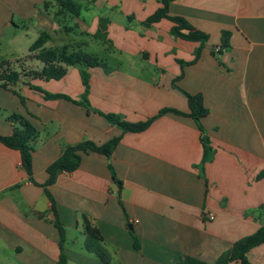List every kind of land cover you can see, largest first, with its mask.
Listing matches in <instances>:
<instances>
[{
  "label": "crops",
  "instance_id": "0c3cea01",
  "mask_svg": "<svg viewBox=\"0 0 264 264\" xmlns=\"http://www.w3.org/2000/svg\"><path fill=\"white\" fill-rule=\"evenodd\" d=\"M73 1L81 7L78 16L63 13L54 0H0L3 61L27 58L32 70H41L30 47L46 32V48L81 49L106 64L68 67L58 81L22 76L11 89L26 91L32 105L29 97L27 105H0V135L13 134L11 113L39 131L33 181L21 153L0 145V264H58L60 234L43 187L47 168L67 146L103 145L119 136L111 156L81 154L79 169L60 171L48 188L67 232V264H106L81 247L88 225L101 233L110 264H180L186 258L218 264L264 223V0L172 1L171 16L209 36L203 45L172 35L168 19L145 25L163 0ZM19 30L36 36L23 56L15 50ZM224 32L230 33L226 48ZM81 69L90 74L89 111L65 99L47 100L30 86L82 101ZM184 92L201 94L209 111L202 120L211 149L204 165L202 132L190 117L168 113L141 133L124 132L104 117L139 123L164 108L189 113ZM247 258L264 264V244Z\"/></svg>",
  "mask_w": 264,
  "mask_h": 264
},
{
  "label": "trees",
  "instance_id": "16d2710c",
  "mask_svg": "<svg viewBox=\"0 0 264 264\" xmlns=\"http://www.w3.org/2000/svg\"><path fill=\"white\" fill-rule=\"evenodd\" d=\"M174 0H163L162 7L158 9L149 19L145 21V25L151 26L155 23L160 22L163 19H168L173 22L174 26L171 30L172 35L187 41L199 42L202 45L205 44L209 36L202 31L195 29L189 22L180 17H174L169 14V6ZM59 5L60 11L68 12L74 16H78L81 11V7L76 4L73 0H54ZM50 3H46V8ZM230 33L224 32L222 38V46L226 48L229 46ZM50 40V35L43 32L39 38L31 45L30 52L35 54L36 60L43 64L41 70H30L26 71L22 66L20 67L21 72L12 68V63L9 61H3L0 64V86L6 90L12 91L16 96L20 95L11 89V87L17 84L21 77L24 76L29 79H41L45 81L50 80H61L67 72L68 67L81 66L82 68H95V67H106V64L101 61L98 57L93 54L86 53L83 50H70L69 46H62L54 49L46 48V44ZM27 59V58H26ZM196 58L191 63L196 62ZM17 62L16 64L20 63ZM190 63V64H191ZM82 83L84 86V95L82 101H76L71 97L64 94H53L47 92L41 88L35 87L30 84L31 88L42 93L47 100H59L65 99L75 104L82 105L90 110V104L88 101V95L90 91V74L85 70L80 71ZM188 99L189 113H183L176 109L164 108L156 116L148 119L145 122L130 123L122 120L116 114H107L104 117L110 122L120 126L124 132L141 133L146 131L151 124L157 118L164 116L168 113H174L179 116H187L194 119L202 132V144H203V159L202 164L209 159L211 149L209 147V140L204 131L202 120L209 114L208 109L204 106L203 97L201 94L192 95L184 92ZM21 99H23L21 97ZM24 100V99H23ZM7 119L15 124L14 132L11 136L0 135V145H4L10 149L17 150L21 153L22 166L27 172L30 181H33V143L38 139L39 131L30 122V120L17 113H11L7 116ZM121 136L115 137L103 145H97L92 141H85L74 146H67L61 155L55 162H53L47 168L49 178L43 185L47 195L52 201V212L54 214V224L60 234V259L58 264H67V258L65 255V243L67 232L65 227L62 225L57 210L53 201V198L49 192V187L56 182L57 175L60 171L74 172L79 169L82 163L81 154H88L90 152L99 153L107 157L111 156L119 144ZM112 170V169H111ZM115 178V173L112 171ZM264 175V174H263ZM116 179V178H115ZM116 181L122 185L120 181ZM104 239L96 228L87 226V240L86 250L90 253L95 254L102 262L106 264L111 263V256L103 245ZM264 244V223L261 228L252 235L246 236L238 240L231 250L226 254L222 255L218 260V264H230L238 262L240 264H250L247 255L255 247ZM180 264H206L198 262L192 258H186Z\"/></svg>",
  "mask_w": 264,
  "mask_h": 264
},
{
  "label": "rangeland",
  "instance_id": "374dc122",
  "mask_svg": "<svg viewBox=\"0 0 264 264\" xmlns=\"http://www.w3.org/2000/svg\"><path fill=\"white\" fill-rule=\"evenodd\" d=\"M18 34H17V38H18V45L15 47V50H17V53L20 54V56H23V55H27L28 54V47L30 46V44H32L35 40H36V36H34L32 34V32L28 33V36H25L24 34V31L23 30H19L17 31ZM0 36H4V30L0 29ZM2 39H5L4 41L8 42L9 38L6 36V38H2ZM87 52H93V50H88L86 49ZM96 53H99L101 56H103L102 52L100 51V49H95ZM9 58V57H8ZM7 59V56H6V50L5 48L3 47H0V64L3 62V60H6ZM29 59H24V61L21 63L20 62V65L19 66H22L23 68H25L26 71H30L32 70V66L30 65L29 62ZM36 63V62H34ZM13 65H17L15 64L14 62H12ZM26 64L30 65V66H26ZM19 66H16L15 68L16 69H20ZM31 67V68H30ZM14 68V67H12ZM14 68V69H15ZM1 73V71H0ZM28 94L26 91H24L23 93H19L20 97L19 96H15L13 93H8V92H5L4 90H1L0 89V105H25L28 101ZM21 97L24 99H21ZM30 99V105H32V97H29ZM27 105V104H26ZM81 247H85V244H83Z\"/></svg>",
  "mask_w": 264,
  "mask_h": 264
},
{
  "label": "built area",
  "instance_id": "2783aa9c",
  "mask_svg": "<svg viewBox=\"0 0 264 264\" xmlns=\"http://www.w3.org/2000/svg\"><path fill=\"white\" fill-rule=\"evenodd\" d=\"M206 217L208 220H214L215 219V215L213 213H206Z\"/></svg>",
  "mask_w": 264,
  "mask_h": 264
}]
</instances>
